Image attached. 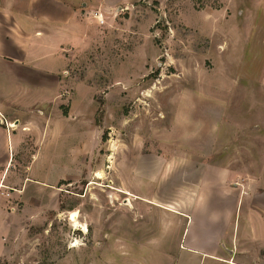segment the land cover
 <instances>
[{
    "label": "rangeland",
    "instance_id": "1",
    "mask_svg": "<svg viewBox=\"0 0 264 264\" xmlns=\"http://www.w3.org/2000/svg\"><path fill=\"white\" fill-rule=\"evenodd\" d=\"M87 6L61 76L74 135L37 153L31 174L54 184L29 202L6 264H197L182 247L200 239L192 224L184 241L186 185L194 196L205 163L232 186L264 177V0Z\"/></svg>",
    "mask_w": 264,
    "mask_h": 264
},
{
    "label": "crops",
    "instance_id": "2",
    "mask_svg": "<svg viewBox=\"0 0 264 264\" xmlns=\"http://www.w3.org/2000/svg\"><path fill=\"white\" fill-rule=\"evenodd\" d=\"M87 5L88 0H0V180L10 188L0 196L6 198L0 199V264L9 263L29 202L54 184L49 173L31 174L37 153L44 145L46 153H56L60 135H74V97L64 100L61 76L66 52L88 37ZM18 153L31 154L26 166L13 160ZM200 169L203 183L195 184L194 196L186 185L187 196L178 203L184 241L192 224L200 234L189 240L195 247L182 246L196 258L187 257L197 264H264V177L232 186L234 178L220 177L218 164Z\"/></svg>",
    "mask_w": 264,
    "mask_h": 264
},
{
    "label": "built area",
    "instance_id": "3",
    "mask_svg": "<svg viewBox=\"0 0 264 264\" xmlns=\"http://www.w3.org/2000/svg\"><path fill=\"white\" fill-rule=\"evenodd\" d=\"M99 21L103 22L102 19H100ZM8 189L10 188L3 182V180H0V196L7 194Z\"/></svg>",
    "mask_w": 264,
    "mask_h": 264
},
{
    "label": "bare ground",
    "instance_id": "4",
    "mask_svg": "<svg viewBox=\"0 0 264 264\" xmlns=\"http://www.w3.org/2000/svg\"><path fill=\"white\" fill-rule=\"evenodd\" d=\"M73 245H75V244H73Z\"/></svg>",
    "mask_w": 264,
    "mask_h": 264
}]
</instances>
